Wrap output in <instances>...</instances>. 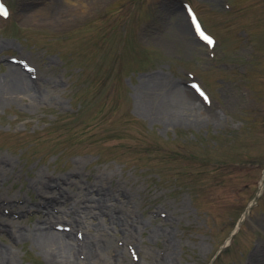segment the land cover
I'll list each match as a JSON object with an SVG mask.
<instances>
[{
    "label": "rangeland",
    "instance_id": "374dc122",
    "mask_svg": "<svg viewBox=\"0 0 264 264\" xmlns=\"http://www.w3.org/2000/svg\"><path fill=\"white\" fill-rule=\"evenodd\" d=\"M0 3V78L17 66L37 95L0 103L1 199L74 173L138 220L119 241L135 264H264V0H67L30 20L49 0ZM179 88L200 104L172 102ZM11 246L10 264H44Z\"/></svg>",
    "mask_w": 264,
    "mask_h": 264
},
{
    "label": "bare ground",
    "instance_id": "6f19581e",
    "mask_svg": "<svg viewBox=\"0 0 264 264\" xmlns=\"http://www.w3.org/2000/svg\"><path fill=\"white\" fill-rule=\"evenodd\" d=\"M67 0H49L46 9L40 13L26 14L30 20L38 14L50 18V13ZM94 1V0H93ZM96 1V0H95ZM62 9H59V12ZM47 17V18H48ZM46 18V19H47ZM185 19V17H184ZM52 20V19H51ZM186 20V19H185ZM187 22V21H186ZM188 25V23H187ZM26 73L17 66L9 64L8 70L0 78V103L11 100L36 101L37 95ZM200 101L187 89L179 88L174 91L171 99L176 105L187 103L195 109L192 97ZM12 162L0 156V183L5 182L11 173ZM77 174L72 173L66 177L46 178L37 175L31 188L37 194V201L29 203L20 198H0V236L7 237V244L0 245V264H10L12 244L21 240L31 241L43 254L44 264H135L125 254L123 238L128 240L132 236V229L139 224L134 217L128 216L122 206L125 202L112 203L115 196L105 186L89 183L82 186ZM102 177V176H101ZM96 177L98 181L101 178ZM5 178V179H4ZM4 179V180H3ZM76 190L72 197L68 191ZM70 196H69V195ZM79 198L77 203L84 208L82 212L93 220L101 219L97 234L87 236L85 230L86 216L79 214L77 209L71 207L72 202ZM28 214L36 215L35 224L24 228L19 222ZM104 218V219H103ZM68 226L69 230L56 231L52 228L61 224ZM14 225H16L15 228ZM121 233L113 243L114 237ZM91 235V236H90ZM80 236V237H79ZM159 264H164L159 263Z\"/></svg>",
    "mask_w": 264,
    "mask_h": 264
},
{
    "label": "snow or ice",
    "instance_id": "6c2138e0",
    "mask_svg": "<svg viewBox=\"0 0 264 264\" xmlns=\"http://www.w3.org/2000/svg\"><path fill=\"white\" fill-rule=\"evenodd\" d=\"M8 15V11L3 7V5H0V16L6 17ZM197 30L199 31V26H197ZM200 36L202 39L207 41L209 44L212 43V39L210 36L206 35L204 32L200 31Z\"/></svg>",
    "mask_w": 264,
    "mask_h": 264
}]
</instances>
